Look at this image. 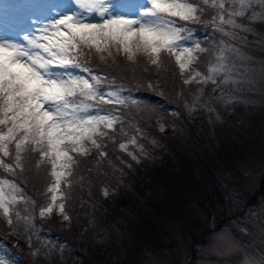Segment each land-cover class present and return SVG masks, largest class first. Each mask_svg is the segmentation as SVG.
Masks as SVG:
<instances>
[{"label":"rangeland","instance_id":"1","mask_svg":"<svg viewBox=\"0 0 264 264\" xmlns=\"http://www.w3.org/2000/svg\"><path fill=\"white\" fill-rule=\"evenodd\" d=\"M2 2H8L9 7L2 6ZM68 2L0 0V38L20 39L22 42L25 34L46 23L54 11L62 10ZM118 2L135 4L140 0ZM125 10L131 11L130 8ZM207 13H211L210 16ZM215 14L209 9L199 23L188 25L192 31L184 34L186 45L198 42L207 51L194 52L199 59L192 70L185 72L184 77H181L174 58L164 57L162 67L157 68L143 60L137 64L129 63L119 55L115 62L109 59L107 64L100 61L96 54L87 57L94 61L98 69H105L97 72L107 77L102 90L105 93L118 90L122 99L129 100L124 105L127 107L125 115L118 108L99 105V108L118 116L120 121L125 119L122 131L119 124V130L114 133L115 139H110V143L119 140L120 143L128 141L125 143L128 144L134 137L136 145L130 144L138 150L142 146L146 154L144 146L147 148L148 142L152 149L150 152L158 148L173 151L172 146L176 145L180 152L186 153L185 156L200 159L203 168L194 165V169L198 178L205 182V188L199 190L201 200L186 184L187 192L177 193L175 197L178 205L169 200L167 209L158 206L162 200L157 195L153 196L147 189L141 192L137 190L136 194L153 212L157 223L152 225L151 234L145 238V246L136 248L137 252L123 253L121 256L106 255L101 264H249V261L261 264L264 261V190L260 189L264 181V19L239 18L237 23L241 27L228 28V40L220 39L215 44V35L211 33L209 25V20ZM198 26L206 31L209 28L210 34L205 43L207 34L205 30H198ZM221 46L229 50L227 55L233 69L232 79L222 83L223 76H220L215 84H183V79L196 70L207 74V68L214 63L217 49ZM108 68L111 71L106 70ZM149 83L153 85L152 88L148 87ZM145 89L154 90L160 93L163 100H167L164 104L159 99L166 115L155 114L158 103L155 108L144 103L142 92L137 91ZM132 100L136 103H131ZM139 118L143 119L144 124L139 123ZM141 137L148 142L140 140ZM107 143L101 142L103 145L99 150H104ZM211 157L215 161H210ZM29 159L36 164L38 157ZM106 159L113 168L117 164L114 158ZM123 168L122 165L117 167L124 172L122 175L128 176L129 171ZM34 176L38 188L43 190V196L31 212L30 221L37 223L38 218L43 222L48 220L51 225L70 231L74 228L71 221H63L56 210L51 216L40 217V206L48 202L47 196L50 195L47 193L49 178L43 167ZM133 179L129 177V180ZM0 230H6L12 239L17 235L2 217ZM12 241L16 242L15 239ZM26 245L24 250L30 255V260L17 262V256H11L12 250L5 247L6 241L0 235V264H32V261L35 264H57L55 258L61 261L56 255L46 259L38 255L30 243ZM83 246L77 247L82 251ZM45 248L43 246L42 251ZM59 249L62 250L60 246ZM96 250H91L90 260H93Z\"/></svg>","mask_w":264,"mask_h":264},{"label":"snow or ice","instance_id":"2","mask_svg":"<svg viewBox=\"0 0 264 264\" xmlns=\"http://www.w3.org/2000/svg\"><path fill=\"white\" fill-rule=\"evenodd\" d=\"M209 9L216 13L211 25L224 35L230 34L228 28L241 27L239 18L264 19V0H140L135 4L69 0L46 23L25 34L22 42L0 38V217L13 233L29 217L16 207L24 197L9 176L14 177L17 169L24 171L26 159L38 157L35 167H43L49 178L50 195L40 206V217L56 210L70 223L66 203L79 158L91 155L93 148L101 149V139L114 140L109 132L115 133L118 124L122 131L120 118L99 105H126L129 100L122 99L118 90H102L107 77L94 73L87 57L96 54L100 61L115 62L119 55L129 63L143 60L157 68L164 57L174 58L184 77L199 59L194 52L207 51L198 42L186 45L184 34L191 33L188 25L199 23ZM228 51L226 46L218 48L207 74L196 70L183 84H215L220 76L222 83H228L233 70ZM129 143L137 142L133 137ZM120 149L128 151V145L121 143Z\"/></svg>","mask_w":264,"mask_h":264},{"label":"trees","instance_id":"3","mask_svg":"<svg viewBox=\"0 0 264 264\" xmlns=\"http://www.w3.org/2000/svg\"><path fill=\"white\" fill-rule=\"evenodd\" d=\"M210 14L207 13L208 16ZM209 22L210 31L215 35V44L220 39L228 40L227 35L215 30L211 25V20ZM197 29L205 30V32L203 31L207 34L205 43L210 34L209 28L206 31L205 28L198 26ZM87 60L94 72L105 70L98 69L92 59L88 58ZM105 63L107 64L108 60ZM107 72L109 73V71ZM157 88L161 90L160 86ZM137 92H142L146 105H153L155 108L158 103L155 114L162 116L167 114L163 111L164 108L159 101L162 99L160 93L146 89ZM162 102L166 104L167 100L162 99ZM103 106H105L104 108H118L124 115L127 109L126 106L115 103L104 104ZM143 107L146 108L145 105ZM124 120L122 119L121 122L123 123ZM137 120L140 124H144L143 119ZM186 126L191 129L187 124ZM119 128L120 125L118 124L117 131ZM109 135L114 136V133L109 132ZM140 140L148 142L145 137H141ZM104 141L108 142L105 149L102 150L107 153L106 157L100 158L99 152L101 150L93 148L91 155L79 158L81 163L70 190L71 198L66 203V209L69 211L71 224L74 228L66 231L51 225L52 223L48 220H45L44 223L38 218L37 224L28 219V221L22 222L23 227L15 231L17 233L14 237L16 242L12 241L14 239L6 230L5 232L0 230V235L7 244L5 247L12 250L11 256H17V262L23 263V259L30 260V255L24 250L27 247L26 243H30L37 254L46 259L48 257L54 258V255L60 257L61 261L55 258L57 264H101L104 263L102 259L106 255L117 254V256H121L123 253L137 252L136 248L145 246V238L151 234L152 225L157 223L153 212L144 205V200L136 194L137 190L141 192L147 189L153 196L157 195L162 200L158 206L163 209H167L166 204L169 200L178 205L175 197L177 193L180 195L183 194V191L187 192L186 184L195 191L200 200L202 199L199 190L205 188V182L198 178L199 175L194 169V165L203 168L199 158L185 156L186 153L180 152L176 145L172 146L173 151L158 148L150 152L152 149L148 142L147 148L144 146L146 149L144 151H147L146 154L141 149H135L130 143L127 144L128 151L121 150L120 144L128 141L120 143L119 140H116L114 143H110L108 138L100 140V142ZM129 152L135 155L137 159H132V156L128 154ZM108 157L117 160L115 163L119 165L115 164L116 168L111 167L107 163L106 158ZM211 158L210 161H215L213 157ZM121 165L126 172H130H128V176L122 175L121 173L124 172L117 169ZM206 170L209 172L208 169ZM37 172L34 161L26 159L25 170L21 172L17 169L14 177L9 176L10 179L16 181L22 190L24 202L16 205L22 216L31 217V212L36 209L38 201L43 196V190L38 188L39 185L35 181L34 175ZM3 174L8 175L7 173ZM129 177L134 178L133 181L129 180ZM263 188L264 181L260 184V189L264 190ZM105 189L108 192L107 196L104 195ZM79 217L81 218L78 219ZM71 237L74 239L72 240ZM23 239H26L25 243ZM43 246L46 247L45 251H42ZM59 246L62 250L59 249ZM77 246H83L81 247L82 251ZM95 248L97 250L93 252V261L89 258L91 250H95ZM31 263L35 264L33 261Z\"/></svg>","mask_w":264,"mask_h":264}]
</instances>
